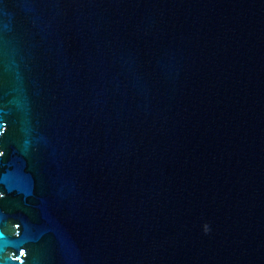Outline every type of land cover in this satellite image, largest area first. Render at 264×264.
Segmentation results:
<instances>
[{
	"label": "water",
	"instance_id": "1",
	"mask_svg": "<svg viewBox=\"0 0 264 264\" xmlns=\"http://www.w3.org/2000/svg\"><path fill=\"white\" fill-rule=\"evenodd\" d=\"M0 264H264V0H0Z\"/></svg>",
	"mask_w": 264,
	"mask_h": 264
},
{
	"label": "snow or ice",
	"instance_id": "2",
	"mask_svg": "<svg viewBox=\"0 0 264 264\" xmlns=\"http://www.w3.org/2000/svg\"><path fill=\"white\" fill-rule=\"evenodd\" d=\"M22 255L24 254V253H21Z\"/></svg>",
	"mask_w": 264,
	"mask_h": 264
}]
</instances>
